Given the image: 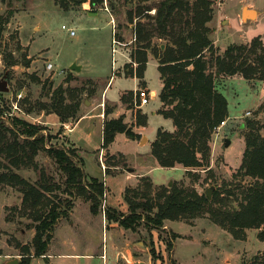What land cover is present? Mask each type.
<instances>
[{
    "label": "rangeland",
    "instance_id": "obj_1",
    "mask_svg": "<svg viewBox=\"0 0 264 264\" xmlns=\"http://www.w3.org/2000/svg\"><path fill=\"white\" fill-rule=\"evenodd\" d=\"M159 1L116 0L112 7L105 3L103 8L91 11L87 4L64 10L55 0H0V14L7 17L0 39V78L7 71L9 88L8 92H0V119L9 121L5 124L10 126L13 117L45 126V146L76 152L72 158L79 165L83 162L85 175L107 180L110 191L105 190L101 200L104 221L99 214H91L90 203L81 195L68 197L58 189L49 192L54 200L66 197L71 207L53 227L46 256L31 257L28 264H102L97 254L103 247L106 264L114 263L115 250L124 249L130 252L129 264H258L264 260V241L258 238L257 229L246 228L243 236L237 238L211 222L208 214L192 223L165 220L162 226L150 229L141 219L135 230L105 217L103 208L108 206L127 213L124 185L144 189L145 178L152 183V194L158 193L160 186L171 187L173 183L194 188L198 193L216 186L222 195L225 187L234 193L227 202L232 208L237 206L241 189L252 181L241 176L238 168L245 148V121L256 122L260 132H264V80L256 77L245 79L234 74L216 79V88L228 103V116L211 134L207 164L188 173L179 164L161 167L152 156L151 142L156 130H173L170 119L157 113L161 82L158 59L153 55L159 46L163 49L169 43L167 37L159 38L155 29L142 80L127 71L136 66L129 64L130 52L146 42L135 40V24L154 27ZM211 3L212 17L206 25L213 55H221L232 43L248 45L255 37L264 45V0ZM243 6L257 9L259 16L242 20ZM62 25L67 29H62ZM7 52L16 60L10 67H5ZM204 54L209 57L210 51ZM74 62L80 65V71L69 69ZM48 63L52 64L51 69H47ZM58 87L65 92V103H79L76 117L65 122L67 128L55 113L39 109L38 103H48L51 92ZM139 88L149 89L153 95L148 104L137 108L134 91ZM130 92L131 107L121 100L123 94ZM31 105L33 111L28 113ZM144 116L146 123L140 125ZM119 117L131 135L116 134L112 144L104 149L103 123ZM225 138L230 140L228 146H224ZM35 162V167L17 172L32 183L45 180L63 188V172L45 151L38 153ZM21 199L16 188L0 185V264L12 258L22 260V247L29 246L34 235L33 224L20 209ZM172 233L176 236L168 255L165 242ZM75 253L82 255L72 256Z\"/></svg>",
    "mask_w": 264,
    "mask_h": 264
},
{
    "label": "trees",
    "instance_id": "obj_2",
    "mask_svg": "<svg viewBox=\"0 0 264 264\" xmlns=\"http://www.w3.org/2000/svg\"><path fill=\"white\" fill-rule=\"evenodd\" d=\"M55 1L64 10L87 4L91 11H95L103 8L105 3L112 7L116 0ZM211 4V0H160L155 6L154 27H147L142 22L135 24V40L146 42L130 52L129 64L136 63V66L127 71L142 80L147 50L153 49L151 39L155 36V29L159 38L167 37L169 43L163 49L159 46L153 55L158 59L161 80L157 113L170 119L173 130H156L151 153L159 166L168 168L179 164L187 168L188 173L208 163L211 134L228 116L227 100L215 85L218 76L240 74L245 79L264 80V45L259 37L253 38L248 45L232 43L221 55H213L206 25L212 17ZM6 22L7 17L0 14V39ZM206 50L210 51L209 57L204 54ZM4 62L5 67H10L16 60L7 52ZM64 93L63 88H55L48 103H38L39 109L47 108L55 113L62 124L76 117L79 108L77 101L65 103ZM131 94L121 96L129 107ZM33 108L31 105L27 112L31 113ZM8 122L0 119V185L14 187L21 193L20 209L33 224L34 235L30 245L22 247L25 256L19 261V264H28L31 257L46 256L53 227L58 219L67 216L71 207V201L66 197L54 200L48 193L58 189L68 197L81 195L90 203L91 214L98 215L105 187L102 181L85 175L83 162L79 165L72 158L76 152L45 146L46 136L42 132L45 126L16 117H13L11 126L5 124ZM145 123L144 116L139 124ZM245 127V148L238 172L252 181L241 189L236 207L227 206L229 196L234 193L225 187L224 195L216 187L210 199L205 193L175 183L171 187L160 186L158 193L152 194V183L145 178L144 189H124L127 213L108 206L103 208L105 217L117 221L125 229L135 230L141 219L150 229L162 226L165 220L183 219L192 223L195 218L208 214L211 222L226 228L237 238L243 236L244 229L254 228L258 230V238L264 241V132L261 133L257 123L250 119L245 121ZM102 133L104 149L112 144L116 134L131 135L121 117L105 120ZM41 151H45L63 172V188L45 180L32 183L17 172L35 167V157ZM174 236L172 233L165 242L168 255ZM258 264H264V260H259Z\"/></svg>",
    "mask_w": 264,
    "mask_h": 264
},
{
    "label": "water",
    "instance_id": "obj_3",
    "mask_svg": "<svg viewBox=\"0 0 264 264\" xmlns=\"http://www.w3.org/2000/svg\"><path fill=\"white\" fill-rule=\"evenodd\" d=\"M259 16V11L254 8H250L249 6H243L241 9V19L245 21H251L252 19H256ZM70 70L74 71H80V65H77L76 62L72 63L69 66ZM9 88L7 85V71L1 76L0 78V92H8ZM144 137L141 138V141ZM230 140L225 138L224 139V146L229 145ZM171 183V182H169ZM216 188V186H210L205 189L204 193L205 195L210 199L212 195V191ZM138 246H142V244H139ZM4 264H19V261L16 258L8 259Z\"/></svg>",
    "mask_w": 264,
    "mask_h": 264
},
{
    "label": "built area",
    "instance_id": "obj_4",
    "mask_svg": "<svg viewBox=\"0 0 264 264\" xmlns=\"http://www.w3.org/2000/svg\"><path fill=\"white\" fill-rule=\"evenodd\" d=\"M61 28L62 29H67L64 25H62ZM69 32H70V34L74 33L73 30H69ZM113 42H115V41L113 40ZM51 68H52V64L48 63L47 64V69H51ZM152 95H153V92H150L149 89H146V88H144V89H142V88L136 89L134 91V96H135L134 100L136 102L135 106L137 108H140V107L148 104L149 101L151 100ZM18 96H20V95H18ZM13 107L16 108L15 105ZM223 124H224V121H222L219 125H223ZM63 126L66 127V128L69 127V125L65 124V123L63 124ZM103 204H104V202H103ZM100 258L102 260V264H106V259L107 258H106V254H105V247H103V249H102V254L100 255ZM120 260L122 262H120ZM129 260L130 259H128V257L124 255V252L118 251L115 254V261H114L113 264H129Z\"/></svg>",
    "mask_w": 264,
    "mask_h": 264
},
{
    "label": "crops",
    "instance_id": "obj_5",
    "mask_svg": "<svg viewBox=\"0 0 264 264\" xmlns=\"http://www.w3.org/2000/svg\"><path fill=\"white\" fill-rule=\"evenodd\" d=\"M88 6V5H87ZM160 82H161V80H160ZM82 116V115H81ZM79 120V119H78ZM102 169V168H101ZM126 178L128 179V177L126 176ZM100 181H102L103 182V184H104V187H105V190H107V191H109V186H108V181L106 180V182H105V180H100ZM129 184H126V185H124V187H123V190L128 186ZM110 192V191H109ZM121 192H122V189H121ZM123 193V192H122ZM104 197H105V191H104ZM104 204H105V198H104ZM99 215L101 216V218L103 219V221H104V216H103V213H101V211H100V213H99ZM102 223V222H101ZM102 230H103V228H102ZM104 240V239H103ZM103 249V248H102ZM116 249V248H115ZM106 250V249H105ZM120 251H122V252H124V255L125 256H127L128 257V259H130V257H131V255H130V252L127 250V249H124V250H120ZM118 251L117 250H115V253H114V261H115V254L117 253ZM76 255H72V256H78V255H82V254H77V253H75ZM102 254V252L100 253V254H97L98 255V257L100 258V255ZM105 254H106V258H107V253H106V251H105ZM85 257H89V256H91V254H83ZM69 259H70V257H69ZM101 259V258H100ZM71 264H76L75 262H72Z\"/></svg>",
    "mask_w": 264,
    "mask_h": 264
}]
</instances>
